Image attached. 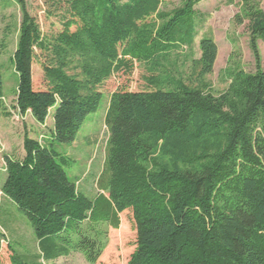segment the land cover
Listing matches in <instances>:
<instances>
[{"label":"trees","instance_id":"obj_1","mask_svg":"<svg viewBox=\"0 0 264 264\" xmlns=\"http://www.w3.org/2000/svg\"><path fill=\"white\" fill-rule=\"evenodd\" d=\"M14 1L21 13L15 108L39 125L54 113L44 144L25 135L23 155H3L1 192L28 218L40 252L22 261L8 247L10 264L52 262L71 251L96 264L107 228H118L125 211L136 233L126 264H264V0H237L234 22L245 24L255 71H230L217 95L205 83L217 57L211 38L200 40L189 73L170 57L193 46L194 8L204 0H181L169 12L159 9L162 0H52L64 22L51 39L25 1ZM38 59L42 90L32 82ZM135 64L149 88L111 94L106 179L88 198L56 147L73 143L99 108L98 88ZM2 241L0 233V250Z\"/></svg>","mask_w":264,"mask_h":264},{"label":"rangeland","instance_id":"obj_2","mask_svg":"<svg viewBox=\"0 0 264 264\" xmlns=\"http://www.w3.org/2000/svg\"><path fill=\"white\" fill-rule=\"evenodd\" d=\"M29 14L40 27L42 35L55 38L63 31V13L56 12L51 6L52 0H24ZM181 5V0H162L159 9L172 11ZM264 5V1L263 4ZM196 36L191 49L182 47L171 54V61L180 71L189 73L191 61L200 57L199 42L202 38H211L217 46V57L213 73L205 78L209 91L217 95L229 85V72L241 69L245 73H254L252 54L248 47V34L245 24L236 25L234 17L239 13L237 0H204L195 6ZM150 21V20H149ZM21 13L14 0H0V73L3 81V97L0 99V186L5 181V172H1L2 155H23L24 136L44 144L53 128L51 110L44 125L37 124L29 113L21 116L15 108L18 76L14 71L12 57L18 40ZM75 30V27L70 29ZM262 59L264 44L258 43ZM39 56V52H37ZM144 66L135 64L129 73L124 69L115 73L98 90L102 93L99 108L90 114L80 128L73 143L58 145L56 150L69 159L70 165L64 168L69 179L79 191L88 198L99 193V183L106 179L105 162L107 157L109 133L105 125V115L111 94L120 90L140 91L149 88L143 80ZM34 89H44L43 72L39 59L32 65ZM1 197V193H0ZM9 201V200H8ZM3 200L0 212V226L5 230L6 241H2L0 262L10 264V249L22 261L37 254L32 239H36L28 218L14 204ZM136 233L131 213L125 211L119 215V226L107 228L106 243L96 264H126L135 249ZM41 264H88L83 255L71 251L68 256L53 262L40 260Z\"/></svg>","mask_w":264,"mask_h":264},{"label":"crops","instance_id":"obj_3","mask_svg":"<svg viewBox=\"0 0 264 264\" xmlns=\"http://www.w3.org/2000/svg\"><path fill=\"white\" fill-rule=\"evenodd\" d=\"M0 152H2L1 151V149H0ZM4 155V154H3ZM3 155H2V166H1V172L2 171H4V168H5V164H4V161H3ZM0 193H1V197H0V212H1V204H2V202H3V200H6V201H8L9 199L1 192V186H0ZM8 202H10L11 204H13L10 200L8 201ZM0 233L1 234H3L4 236H5V230L0 226ZM7 240V237L5 236V241ZM32 243H33V245L37 248V254H39L40 252H39V242H38V240H36V239H32ZM1 251V250H0ZM59 259V258H58ZM57 260V259H56ZM56 260H54V261H56ZM53 262V261H52ZM1 264H5L4 262H0ZM47 263H49V262H47Z\"/></svg>","mask_w":264,"mask_h":264}]
</instances>
